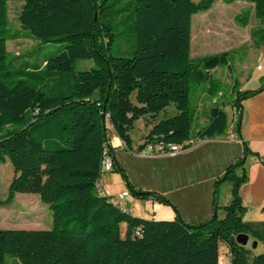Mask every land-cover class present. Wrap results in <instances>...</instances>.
Here are the masks:
<instances>
[{"label": "trees", "instance_id": "16d2710c", "mask_svg": "<svg viewBox=\"0 0 264 264\" xmlns=\"http://www.w3.org/2000/svg\"><path fill=\"white\" fill-rule=\"evenodd\" d=\"M20 1L19 28L39 43L62 47L32 70L7 71L8 6L0 0V164L7 160L12 168L0 206L17 193L34 194L50 211L51 223L46 230L0 229V264L6 257L19 264H217L221 249L227 250V264H264V252L251 254L235 242L238 234H246L264 248V221H243L239 196L246 181L245 158L253 156L263 167L264 159L244 145L242 157L214 182L211 217L189 225L163 196L133 188L108 144L113 134L129 149L135 122L144 123L169 106L174 114L154 123L137 149L146 144L184 148L191 138L224 134L227 117L219 106L210 107L206 122L192 129L190 90L200 88L215 97L219 89L211 72L230 69V64L228 52L190 57V19L215 1L245 2L253 5L261 25L264 0H128L115 11L108 9L120 0ZM126 8L127 17L114 21L111 14ZM247 18L242 12L234 19L245 26ZM126 20L129 56H113L112 28ZM250 38L254 45L263 44L264 31L254 28ZM78 60L92 65L76 71ZM234 87L231 107L237 127L240 102L264 89V76L255 90L238 91L236 81ZM104 156L131 198L169 206L174 219L134 217L98 195L95 183ZM223 182L230 184V199L218 207L215 198Z\"/></svg>", "mask_w": 264, "mask_h": 264}, {"label": "crops", "instance_id": "0c3cea01", "mask_svg": "<svg viewBox=\"0 0 264 264\" xmlns=\"http://www.w3.org/2000/svg\"><path fill=\"white\" fill-rule=\"evenodd\" d=\"M244 12L249 20L252 13ZM241 31L243 28L237 26L233 39L238 47H255L257 52L255 66L259 65L260 69L250 67V73L246 78L235 81L237 86L239 85L238 91H252L259 87L260 78L264 76V43L254 45L251 38ZM191 32L190 24L189 55L192 47ZM200 39V49H203L206 42L205 32ZM240 106L237 127L234 123L236 114L231 107L232 117L228 122L226 115L227 129L224 134L212 139L191 138L184 143L186 145L184 148L180 147L179 151L173 153L166 150L158 151L156 145L150 146L146 143L142 149H137L142 146L144 137L153 125L149 120L134 126L139 130V137L134 139L131 132L129 133L131 140L129 149H126L113 134L110 135L108 144L115 162L133 188L163 196L176 209L184 223L195 225L211 217L214 182L229 165L242 157L244 145L252 154L264 159V89L241 101ZM196 129L194 127V131ZM242 170L246 175V181L239 187V196L245 209L244 215L254 214L259 221H264V213L260 212V209L264 208V167L255 157L247 156ZM99 184L112 205L134 217L154 221H171L175 217L169 206L131 198L121 177L115 172L103 173ZM123 193H126V196L119 199L118 196ZM229 199L230 184L223 182L218 185L215 203L218 207H223L228 204Z\"/></svg>", "mask_w": 264, "mask_h": 264}, {"label": "rangeland", "instance_id": "374dc122", "mask_svg": "<svg viewBox=\"0 0 264 264\" xmlns=\"http://www.w3.org/2000/svg\"><path fill=\"white\" fill-rule=\"evenodd\" d=\"M128 0H120L114 6H111L108 11H115L125 5ZM196 2L198 0H192ZM111 2V0H109ZM20 0H7L8 13V31L4 34L7 39L6 44V70H32L38 67L41 62L48 57L58 53L62 47L61 43H39L32 38L27 31L20 29L17 22V14ZM128 8L122 10L118 14H111L113 20L118 22L123 21L127 17ZM244 11L252 13L247 20L246 27L235 21L234 16L241 14ZM127 22H121L119 25L112 28V33L116 34L115 42L111 45V54L113 56L128 57V47L131 40L128 36ZM110 21V24H113ZM190 24L192 28V47L191 58H199L206 55H211L219 52H228V62L230 69L226 67H218L211 72L212 78L218 83L219 93L214 98L206 96L200 88H192L188 95V107L194 115V123L192 129L199 128L205 123L207 111L210 107L219 106L228 116V122L232 117L231 101L236 93V87L232 88L233 82L240 78H246L250 72V67L253 68L256 64L257 52L254 48L248 46L238 47L234 41V30L237 26L243 28V31L250 37L252 29L260 27L264 31V22L259 24L258 20L253 15V5L251 3L242 4L234 2L230 5L223 4L220 1H215L210 9L205 12L197 13L191 16ZM205 32L206 42L204 48L200 49V36ZM12 37L16 39H11ZM219 39L218 41L216 39ZM117 49L123 50V53H118ZM92 65L89 60H78L75 63V70H87ZM239 86V85H238ZM237 86V89L239 88ZM231 91H233L231 93ZM215 100V104L213 101ZM174 114L171 106L167 107L163 112L158 113L154 117H147L144 120L156 123L164 117ZM142 121H136L134 126H139ZM143 123V122H142ZM131 137L136 138L139 134L137 127L130 131ZM139 137V136H138ZM12 177V168L7 160L0 164V200L5 198L7 186ZM242 220H251L258 222L259 219L254 214L242 216ZM51 217L47 207L41 204L34 194L14 195L12 201L5 206H0V229L10 230H46L50 228ZM253 240L248 236V241L245 248L249 249L251 254L264 252V248L260 243H256L254 248H251ZM4 264H19L15 258L6 257Z\"/></svg>", "mask_w": 264, "mask_h": 264}, {"label": "built area", "instance_id": "2783aa9c", "mask_svg": "<svg viewBox=\"0 0 264 264\" xmlns=\"http://www.w3.org/2000/svg\"><path fill=\"white\" fill-rule=\"evenodd\" d=\"M255 69L256 70H259L260 69V66L259 65H256L255 66ZM156 146H157L158 151H164V150H166V151H168L170 153L179 151V147L178 146H168L167 144H165V145L159 144V145H156ZM112 168H113V165H112V162H111L110 158L107 157V156H104V167L100 171V178H101V176H102L103 173L108 172V171H111ZM95 184H98L99 185V188H100V196L105 195L102 187L99 184V180H97V182ZM125 196H126V193H123L120 196H118V198L121 199V198H123ZM227 260H228L227 259V250L221 249L219 251V256H218L217 264H227Z\"/></svg>", "mask_w": 264, "mask_h": 264}, {"label": "water", "instance_id": "95a60500", "mask_svg": "<svg viewBox=\"0 0 264 264\" xmlns=\"http://www.w3.org/2000/svg\"><path fill=\"white\" fill-rule=\"evenodd\" d=\"M247 241H248V235H246V234H238V235L235 237V242H236L238 245L242 246V247H245V246H246ZM255 245H256V242L253 241V242L251 243L250 246H251V248H254Z\"/></svg>", "mask_w": 264, "mask_h": 264}, {"label": "bare ground", "instance_id": "6f19581e", "mask_svg": "<svg viewBox=\"0 0 264 264\" xmlns=\"http://www.w3.org/2000/svg\"><path fill=\"white\" fill-rule=\"evenodd\" d=\"M168 146H169V145H168ZM103 167H104V164H103ZM103 167H102V169H103ZM95 190H96V193H97L98 195H100V188H99V185H98V184L96 185Z\"/></svg>", "mask_w": 264, "mask_h": 264}]
</instances>
